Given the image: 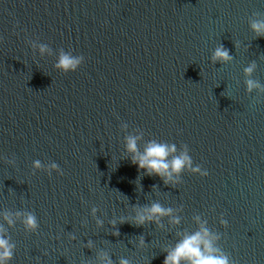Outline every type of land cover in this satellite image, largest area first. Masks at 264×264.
I'll use <instances>...</instances> for the list:
<instances>
[{"label": "water", "instance_id": "obj_1", "mask_svg": "<svg viewBox=\"0 0 264 264\" xmlns=\"http://www.w3.org/2000/svg\"><path fill=\"white\" fill-rule=\"evenodd\" d=\"M253 23L264 0H0L11 264H163L202 227L233 264H264V38ZM221 45L227 63L212 60ZM62 53L83 56L76 72L55 68ZM128 137L140 153L150 141L187 147L208 176L185 170L165 185L131 163ZM53 164L63 175H48ZM153 204L172 215L137 227Z\"/></svg>", "mask_w": 264, "mask_h": 264}, {"label": "clouds", "instance_id": "obj_2", "mask_svg": "<svg viewBox=\"0 0 264 264\" xmlns=\"http://www.w3.org/2000/svg\"><path fill=\"white\" fill-rule=\"evenodd\" d=\"M251 29L257 38H264V23H253ZM45 50L43 47L40 49L42 53ZM83 60V56L76 57L62 53L55 68L63 73L76 72L82 65ZM212 60L213 62L227 63L231 60V57L229 52L221 45L215 49ZM254 67L253 65L246 68L245 74L250 75ZM257 87L258 85L252 80L247 81V90L249 92ZM137 140L138 137H128L126 140V152L131 156V163L146 175L160 177L165 185L172 184L175 186L180 175L185 170L198 174L202 178L208 176L207 170L202 171L199 167L193 168L191 166V158L188 155L187 147L180 155H176L177 150L174 144L150 141L144 152L140 153L137 148ZM33 166L35 169H40L41 167L38 161ZM52 170H56L59 175H63L58 166L53 164L51 169L48 170L49 176ZM171 215V209H165L159 204H153L150 208L138 212L134 218V223L137 227L143 226L146 222H155L159 225L162 217ZM8 223L11 224V221L8 220ZM23 223L26 231L37 232L39 226L34 215H27ZM171 223L178 224L179 219L173 218ZM220 223L223 227H227L225 219L221 218ZM214 239L216 238L212 237L208 230L202 227L200 231L185 236L173 249L168 251L163 264H233V261L228 256L219 254L218 250L213 246ZM140 244L143 246L142 239ZM13 254L14 246L9 243L8 239L0 237V264H11ZM106 264H111V262L106 260ZM121 264H128V261L122 260Z\"/></svg>", "mask_w": 264, "mask_h": 264}]
</instances>
